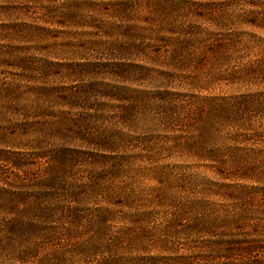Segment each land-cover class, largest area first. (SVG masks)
<instances>
[{"label": "rangeland", "instance_id": "374dc122", "mask_svg": "<svg viewBox=\"0 0 264 264\" xmlns=\"http://www.w3.org/2000/svg\"><path fill=\"white\" fill-rule=\"evenodd\" d=\"M261 64L264 0H0V264L158 256L180 208L188 264L251 245L236 264H264V136L203 143L189 120L264 96L236 79ZM199 203L217 227L183 232Z\"/></svg>", "mask_w": 264, "mask_h": 264}, {"label": "trees", "instance_id": "16d2710c", "mask_svg": "<svg viewBox=\"0 0 264 264\" xmlns=\"http://www.w3.org/2000/svg\"><path fill=\"white\" fill-rule=\"evenodd\" d=\"M243 77V78H242ZM244 79L247 78L249 80L253 81H263L264 82V64L258 65L257 67L250 66L247 68H242L241 73L238 74L236 79ZM207 109L203 108L202 111L198 110L196 116H192L189 118L191 120V123L193 122V128L197 129L200 133V138L203 141L212 142L215 141V139L218 140L220 137V131L224 129V127L230 128H236V137L240 135H248L249 137H253L251 139H248L247 141H254L256 138H261L264 136V127L263 128H256L254 123V119L257 118H263L264 119V96L262 95H256V96H245L243 98H240L239 100H235L232 103L229 102H219L215 103L212 102L211 104H208ZM229 145H227V149H229L230 153L233 154V160H235L237 157L238 159H241L239 157V151L240 148H232L230 147L232 144L235 145L234 142L227 141ZM244 141H238L237 144L243 145ZM244 151V150H243ZM236 152V153H235ZM220 157L224 158L223 154L218 150L217 152ZM216 153V154H217ZM253 153V155H252ZM250 155H247L249 160L254 159L255 153L252 152ZM228 159V158H227ZM229 160V159H228ZM221 161L222 164L227 165L230 160L228 161ZM66 163V161H63ZM252 168L251 170H253ZM230 185H220L216 186V190L214 187L208 186L206 189V192L208 193H214L220 192V194L226 193ZM233 188L232 186L230 187ZM204 202H206L204 200ZM172 204L171 206H173ZM202 208L204 211L203 218L195 219L193 222L191 228L189 229L187 226H184L183 232H194L197 235L200 234V231H211L215 227H217L219 220L216 219L215 214H213V211L209 209V211H206V208H204V204H195L191 206V209ZM186 208H180L178 209V212L175 213L174 217L171 221V226L167 228V230L160 234L159 238L156 239L154 242H151L150 248L152 246L160 247L161 255L158 256H140L141 258L138 260H133V262H127L125 260L121 261V264H188L192 259L190 256H183L179 254L178 252V244L174 243L176 238H179V236L182 235V231L180 230L178 226L179 220H186L187 215ZM242 214H238L237 218H241ZM149 219V218H148ZM178 226V227H176ZM147 233V232H146ZM143 234V233H142ZM143 238H147L148 242H150V235L147 237L143 235ZM238 244L235 245V247ZM149 248V250H150ZM256 247L246 246V248H242L241 250L236 248H221L218 249V258L222 262L220 264H236L238 262L239 252L241 253H255ZM223 255V256H221ZM235 257V258H234Z\"/></svg>", "mask_w": 264, "mask_h": 264}]
</instances>
